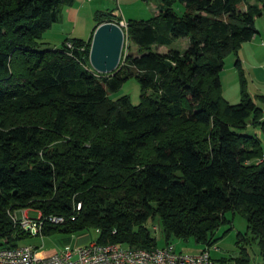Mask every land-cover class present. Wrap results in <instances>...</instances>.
<instances>
[{
    "label": "trees",
    "instance_id": "trees-1",
    "mask_svg": "<svg viewBox=\"0 0 264 264\" xmlns=\"http://www.w3.org/2000/svg\"><path fill=\"white\" fill-rule=\"evenodd\" d=\"M163 1L151 18L128 20L126 35L142 51L127 54L125 39L118 67L103 75L90 61L93 36L60 47L46 39L73 0H0V246L22 238L12 240L8 210L33 207L66 218L44 233L95 228L97 243L137 249L194 239L214 261L233 212L247 231L219 263L251 264L248 234L264 262V106L239 57L258 33L264 0ZM112 12L98 13L97 26L122 18ZM184 37L181 51L173 43ZM231 54L241 74L234 104L221 76ZM130 78L139 104L111 97ZM249 125L263 136L246 133Z\"/></svg>",
    "mask_w": 264,
    "mask_h": 264
},
{
    "label": "rangeland",
    "instance_id": "rangeland-1",
    "mask_svg": "<svg viewBox=\"0 0 264 264\" xmlns=\"http://www.w3.org/2000/svg\"><path fill=\"white\" fill-rule=\"evenodd\" d=\"M100 2H104V0H99L95 2H89L87 0H79L78 4L76 5L82 8L83 12H86V11H89L93 5H96L97 3L99 4ZM108 3L110 4V6H116L115 4H112V2L110 1H108ZM164 4L165 2L163 0H138L131 7L134 17H129L128 15H126V11H123V16H122L123 18L118 19V20L116 19V20H110L107 22H102L101 24L113 23L112 21H115V23H118L121 20H125L128 22L129 19L146 20V19L151 18L155 13H157L156 10L158 9L156 8L163 7ZM240 8L246 9V6L241 4ZM112 9H114L113 10L114 14L121 16L122 11L120 8L112 7ZM174 9L179 15H183L185 12L184 5L180 3L179 1H176L174 3ZM55 24L56 26L50 34V36L52 37L49 36L52 40L50 39L49 40L50 42H49L47 39L48 37L47 35L53 27L46 33V39L50 43L49 46L56 45L57 47H60L62 46V43L64 42L65 38L67 36L68 37L70 36L71 31H72V26L74 25L68 21H64V22L60 21ZM100 25H98L97 28ZM256 28L258 30V33L250 41L243 43L242 45L243 47L239 51V57L242 60L241 56H243V58H245V60L247 61L246 65L243 61L242 70L244 72L245 80H247L249 93L255 99L256 103L260 104L261 106H264L263 103L259 99H257V96L259 94L258 93L259 88H261V85H263L262 82L264 81V54L259 59H256L254 57L252 58L253 54L249 46L251 42L253 43L255 41L253 39L257 38L256 40L257 43L259 42L261 46L264 47V15L257 18ZM125 31H127V29ZM124 35H125L127 49H128L127 54L138 55L139 51H142V50L131 39H128V36L126 35V33H124ZM76 36H80L82 38H88L87 37L88 34L87 35L77 34ZM173 46L175 48H178L181 51H184L188 46L187 37L176 39L173 43ZM154 49L159 52H166L169 49V47H164V46L158 47V48L155 47ZM235 60H236V57L233 54L229 55L225 60V67L221 74L222 82H223L224 97L226 100H228L230 103H233V104L238 103L241 99V95H240V75L241 74L239 73V69L235 66ZM122 61L124 62V59ZM92 68L95 69L93 65H92ZM111 73H114V71ZM111 73H101V74L108 75ZM124 94H128L131 97V100L134 104H139L140 99H141V89H140V84L136 78H130L122 85V87L119 90L115 92H111V97L116 99L119 96L124 95ZM252 132L257 133L261 137L263 136L262 128L260 126L249 125V127H247L246 129V133H252ZM79 206H80V203L77 205V209L80 208ZM15 211L19 213L20 217L23 215L27 217L28 216L36 217L39 214V213L37 214L38 209L33 208V207L18 208L16 210H13L12 212H15ZM22 211H24L23 214H22ZM226 215L232 221L228 222L227 224H224L217 232L218 236H220V239L217 245H215L212 248V256H213V259H215L214 260L215 264H220L219 260L221 259V257L231 256L232 254H234V252H236L238 248V244H237L238 234L239 232L246 233L247 227H248L247 219L243 214L241 213L233 214V212H228ZM46 223H49V222H46ZM50 224H53V223H50ZM55 225H59V224H55ZM16 232L17 234L14 233L12 235L13 236L12 240L13 239L18 240L19 236H21L22 238L17 241V245H10L9 243L11 240L10 238L7 242V246L17 247V246H22V245H33L37 247L40 254L43 256H51L57 251H60L61 249H63L65 245L78 244V241L84 238H86V240L89 242H96L98 238V231L95 228L88 229L87 231H84L81 233L63 231V229H59V228H54L50 232L44 233L42 229L40 234L33 236L28 231H25L24 229H22L20 225H16ZM247 236L249 238H247L246 240H250L249 248L252 254L251 264H258V259L260 262L262 259L259 254L258 245L255 241H253L251 234H248ZM174 243L178 247L176 249L177 251H181L183 247L182 244H187V243L196 244L194 239H190L188 241H185L183 239H176ZM163 244L164 242L161 240L159 248L164 247Z\"/></svg>",
    "mask_w": 264,
    "mask_h": 264
},
{
    "label": "built area",
    "instance_id": "built-area-1",
    "mask_svg": "<svg viewBox=\"0 0 264 264\" xmlns=\"http://www.w3.org/2000/svg\"><path fill=\"white\" fill-rule=\"evenodd\" d=\"M113 1L119 3L123 0ZM112 22L123 31L128 27V22L125 20L118 23ZM68 47L71 49L72 44L68 43ZM8 213L15 227L20 225L33 236L41 233L46 222L62 224L66 221L56 218V215L44 216L43 213H37L36 217L24 215L20 217L17 211L11 210H8ZM2 240L7 243L9 238L5 237ZM0 264H214V261L208 250L198 253L181 252L176 250L174 244L149 249V257H142L137 255V248L125 247L114 242L107 244L89 242L65 245L63 249L51 256L41 255L37 247L33 245L0 246Z\"/></svg>",
    "mask_w": 264,
    "mask_h": 264
},
{
    "label": "crops",
    "instance_id": "crops-1",
    "mask_svg": "<svg viewBox=\"0 0 264 264\" xmlns=\"http://www.w3.org/2000/svg\"><path fill=\"white\" fill-rule=\"evenodd\" d=\"M78 1L79 0H73L72 5L63 6V9H62L63 13L61 14L60 21H62V22L68 21L74 25V26H72V31H71L70 36H76L77 34H83V35L88 34V36H87L88 38H86V39H89L95 33V29L97 26L96 16L98 15V13H100V12L101 13H109V12L114 10V9H112V7H116V8L118 7L122 11L121 16H123V11H126V15H128L129 17H134L133 11L131 10V7L138 0H123L119 3L116 1H113V0H104V2H100L99 4L97 3L96 5H93L90 8V10L86 11V12H83L82 8H80L76 5V4H78ZM95 1H99V0H92L89 2H95ZM108 1L112 2V4H115L116 6H110ZM112 13L114 14V11ZM128 16H126V17H128ZM60 21H58V22H60ZM55 26H56V24L53 26L51 31H49V33L47 35L48 40L51 39L50 37H52V36H50V34L54 30ZM253 40H255V41L253 43L251 42L249 44L250 49H251L252 54H253L252 58L254 57L256 59H259L264 54V47H262L259 42L257 43V41H256L257 38L253 39ZM241 58H242V64L244 61L245 65H246L247 61L245 60V58H243V56H241ZM260 75H261V73H260ZM262 84L263 85H261V88H259L258 93L264 95V81L262 82ZM238 98H239V96H238ZM88 242L89 241H87L86 238H84V239L78 241V244H86ZM182 245H183V247L181 249V252L198 253L201 250H203L202 246L197 245V244L187 243V244H182ZM175 247H176V249L178 248L176 244H175ZM236 254H237V251L234 252V255H236ZM258 264H264L263 260L261 259V262H260L258 259Z\"/></svg>",
    "mask_w": 264,
    "mask_h": 264
},
{
    "label": "water",
    "instance_id": "water-1",
    "mask_svg": "<svg viewBox=\"0 0 264 264\" xmlns=\"http://www.w3.org/2000/svg\"><path fill=\"white\" fill-rule=\"evenodd\" d=\"M124 39L122 29L114 23H103L96 29L90 61L98 72L111 73L118 67Z\"/></svg>",
    "mask_w": 264,
    "mask_h": 264
},
{
    "label": "bare ground",
    "instance_id": "bare-ground-1",
    "mask_svg": "<svg viewBox=\"0 0 264 264\" xmlns=\"http://www.w3.org/2000/svg\"><path fill=\"white\" fill-rule=\"evenodd\" d=\"M128 28V27H127ZM123 31V30H122ZM127 31H123V33H126ZM124 38H125V35H124ZM125 40V39H124ZM125 43V41H124ZM25 211V210H24ZM37 213H42L41 211H38ZM56 218L60 219V220H66V218L64 216H59V215H56ZM137 255L138 256H142V257H149V249H137Z\"/></svg>",
    "mask_w": 264,
    "mask_h": 264
}]
</instances>
